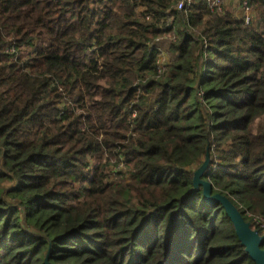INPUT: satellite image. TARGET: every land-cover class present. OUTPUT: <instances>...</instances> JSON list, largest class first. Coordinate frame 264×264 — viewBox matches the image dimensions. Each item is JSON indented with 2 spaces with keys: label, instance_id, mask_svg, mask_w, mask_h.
<instances>
[{
  "label": "trees",
  "instance_id": "1",
  "mask_svg": "<svg viewBox=\"0 0 264 264\" xmlns=\"http://www.w3.org/2000/svg\"><path fill=\"white\" fill-rule=\"evenodd\" d=\"M179 1L0 0V264H255L264 0Z\"/></svg>",
  "mask_w": 264,
  "mask_h": 264
},
{
  "label": "water",
  "instance_id": "2",
  "mask_svg": "<svg viewBox=\"0 0 264 264\" xmlns=\"http://www.w3.org/2000/svg\"><path fill=\"white\" fill-rule=\"evenodd\" d=\"M208 167L209 157L207 156L203 166L195 174L194 186L203 188L204 199L208 204L220 203L223 206L251 260L255 264H264V250L261 248L264 238L251 228V225L243 219L237 208L226 197L220 194L212 195V184L202 179Z\"/></svg>",
  "mask_w": 264,
  "mask_h": 264
},
{
  "label": "built area",
  "instance_id": "3",
  "mask_svg": "<svg viewBox=\"0 0 264 264\" xmlns=\"http://www.w3.org/2000/svg\"><path fill=\"white\" fill-rule=\"evenodd\" d=\"M228 1V3H227ZM235 1L239 3V6H235ZM194 0H180L179 4L177 6L178 10H182L185 7H189ZM208 4L210 5V8L212 12H222L226 5H232L234 8H236V15L241 18L246 25L250 24L253 19V10L250 7L248 0H207ZM166 63V56L163 54L160 57L159 65L162 67ZM123 164H121L120 167H122ZM247 217L252 220V223L261 230V232L264 234V218L261 216H255L252 214L247 213Z\"/></svg>",
  "mask_w": 264,
  "mask_h": 264
},
{
  "label": "rangeland",
  "instance_id": "4",
  "mask_svg": "<svg viewBox=\"0 0 264 264\" xmlns=\"http://www.w3.org/2000/svg\"><path fill=\"white\" fill-rule=\"evenodd\" d=\"M227 3H228V1H227ZM229 5V4H228ZM235 6L237 7V6H239V3L237 2V1H235ZM235 11H236V8H235ZM165 42V41H164ZM166 54V53H165ZM118 168H120V166L118 167Z\"/></svg>",
  "mask_w": 264,
  "mask_h": 264
}]
</instances>
